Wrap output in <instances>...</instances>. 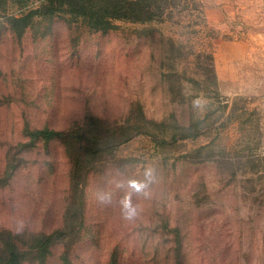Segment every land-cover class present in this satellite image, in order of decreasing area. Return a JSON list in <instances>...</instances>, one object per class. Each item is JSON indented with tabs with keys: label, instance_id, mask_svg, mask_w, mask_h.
Returning <instances> with one entry per match:
<instances>
[{
	"label": "rangeland",
	"instance_id": "374dc122",
	"mask_svg": "<svg viewBox=\"0 0 264 264\" xmlns=\"http://www.w3.org/2000/svg\"><path fill=\"white\" fill-rule=\"evenodd\" d=\"M74 2L0 0V264H264V76L237 35L264 20L140 0L99 30Z\"/></svg>",
	"mask_w": 264,
	"mask_h": 264
},
{
	"label": "crops",
	"instance_id": "0c3cea01",
	"mask_svg": "<svg viewBox=\"0 0 264 264\" xmlns=\"http://www.w3.org/2000/svg\"><path fill=\"white\" fill-rule=\"evenodd\" d=\"M202 5V15L205 22L211 27L220 29H229L230 21L235 18L238 13L248 14L250 7L251 19L264 20V0H199ZM245 4V5H244ZM250 4V6H248ZM248 9V10H247ZM247 11V12H246ZM245 12V13H244ZM243 30L240 36H251V67L257 69L259 74L264 76V22L254 23L251 30L239 28ZM221 34H227L223 31ZM230 34H232L230 32ZM243 43V42H242ZM241 42L237 43H221L220 48L228 50V46L233 44L236 46L243 45ZM230 44V45H228ZM233 58L239 59L244 56H234ZM233 58L227 60L231 61Z\"/></svg>",
	"mask_w": 264,
	"mask_h": 264
},
{
	"label": "trees",
	"instance_id": "16d2710c",
	"mask_svg": "<svg viewBox=\"0 0 264 264\" xmlns=\"http://www.w3.org/2000/svg\"><path fill=\"white\" fill-rule=\"evenodd\" d=\"M21 1V0H20ZM54 1H59L62 4H70L74 0H45V5H50ZM60 3V4H61ZM140 3V0H105L103 6H98L97 8L93 9L91 6L90 1L88 0H75L73 12H75L77 15L86 16L89 19H93L92 23L93 25L100 24L101 26L98 27L99 30H106L108 28V25H110V19H119V18H134L132 16H135L138 12H141L143 8L138 7ZM202 13V12H201ZM33 14V11H29L27 14H25L22 17L19 18H13V22L15 23H22V28H25L29 25L30 22V16ZM135 20H138V18H135ZM213 59V54L210 55ZM212 72L214 73V66L213 63L210 66ZM33 136L36 138L42 137L45 139H50L53 136H58L59 133L56 131L43 129V130H37L32 133ZM16 254H12L8 260L4 264H18Z\"/></svg>",
	"mask_w": 264,
	"mask_h": 264
},
{
	"label": "clouds",
	"instance_id": "9594fccd",
	"mask_svg": "<svg viewBox=\"0 0 264 264\" xmlns=\"http://www.w3.org/2000/svg\"><path fill=\"white\" fill-rule=\"evenodd\" d=\"M197 101V105H198ZM146 182H138V181H131L129 186L135 190L137 194H142L143 196L147 197L148 192L146 189L149 188L150 183H155L157 180V175L155 169H149L145 172ZM97 201L102 205H110L111 198L106 193L98 192L97 193ZM120 212L121 216L124 220L132 222L135 221L139 216L137 204L132 202L131 196L126 195L120 201Z\"/></svg>",
	"mask_w": 264,
	"mask_h": 264
}]
</instances>
